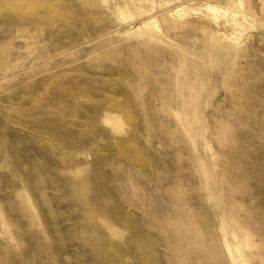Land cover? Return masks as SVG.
<instances>
[{
	"label": "rangeland",
	"instance_id": "obj_1",
	"mask_svg": "<svg viewBox=\"0 0 264 264\" xmlns=\"http://www.w3.org/2000/svg\"><path fill=\"white\" fill-rule=\"evenodd\" d=\"M0 264H264V0H0Z\"/></svg>",
	"mask_w": 264,
	"mask_h": 264
},
{
	"label": "bare ground",
	"instance_id": "obj_2",
	"mask_svg": "<svg viewBox=\"0 0 264 264\" xmlns=\"http://www.w3.org/2000/svg\"><path fill=\"white\" fill-rule=\"evenodd\" d=\"M214 10V9H213Z\"/></svg>",
	"mask_w": 264,
	"mask_h": 264
}]
</instances>
